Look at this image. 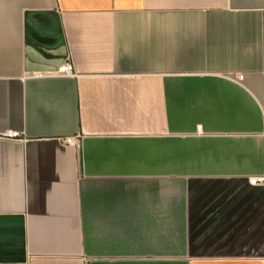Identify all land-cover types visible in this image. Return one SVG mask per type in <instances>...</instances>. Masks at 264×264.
Wrapping results in <instances>:
<instances>
[{"label": "crops", "instance_id": "0c3cea01", "mask_svg": "<svg viewBox=\"0 0 264 264\" xmlns=\"http://www.w3.org/2000/svg\"><path fill=\"white\" fill-rule=\"evenodd\" d=\"M257 176L264 0H0V264H264Z\"/></svg>", "mask_w": 264, "mask_h": 264}, {"label": "built area", "instance_id": "2783aa9c", "mask_svg": "<svg viewBox=\"0 0 264 264\" xmlns=\"http://www.w3.org/2000/svg\"><path fill=\"white\" fill-rule=\"evenodd\" d=\"M55 74H57V75H68V76H76L77 75L73 65L69 62L61 65L57 69ZM42 75L43 74H40V73L36 74V76H42ZM238 79L242 80L243 79L242 75H239ZM4 137L8 138V139H17V138H20V133L8 132L4 135ZM64 142L70 146H74L77 149L81 148V143H80V141L77 140L76 137H68L64 140ZM250 184L253 186H256V185H263L264 186V176H257V177L251 178Z\"/></svg>", "mask_w": 264, "mask_h": 264}]
</instances>
